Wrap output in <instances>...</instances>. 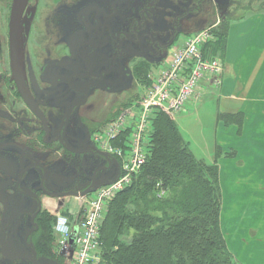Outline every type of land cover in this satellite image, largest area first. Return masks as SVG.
Segmentation results:
<instances>
[{
	"label": "flooded vegetation",
	"instance_id": "af4514ba",
	"mask_svg": "<svg viewBox=\"0 0 264 264\" xmlns=\"http://www.w3.org/2000/svg\"><path fill=\"white\" fill-rule=\"evenodd\" d=\"M11 1L0 16V264H66L57 253L44 255L36 238L54 233L45 199H65L71 195H55L84 191L117 173L119 162L94 135L123 110L136 66L164 59L206 17L227 18L231 2L63 0L61 20H36L29 0L21 17L27 102L10 64ZM32 250L37 263L3 253Z\"/></svg>",
	"mask_w": 264,
	"mask_h": 264
},
{
	"label": "trees",
	"instance_id": "16d2710c",
	"mask_svg": "<svg viewBox=\"0 0 264 264\" xmlns=\"http://www.w3.org/2000/svg\"><path fill=\"white\" fill-rule=\"evenodd\" d=\"M213 32L216 40L203 47V55L210 51L211 56L220 57L226 46L227 20ZM149 68L136 66L134 78L142 86L150 83ZM220 118L227 122L232 115ZM113 144L125 146L119 141ZM147 146L146 162L131 185L108 204L100 232L99 264H237L220 228L217 156L221 148L215 147L213 162L197 158L174 118L159 109L151 117ZM55 219L48 212L49 232ZM36 238L45 246L42 253L54 256V233L48 240L44 230V236L39 233Z\"/></svg>",
	"mask_w": 264,
	"mask_h": 264
},
{
	"label": "crops",
	"instance_id": "0c3cea01",
	"mask_svg": "<svg viewBox=\"0 0 264 264\" xmlns=\"http://www.w3.org/2000/svg\"><path fill=\"white\" fill-rule=\"evenodd\" d=\"M245 1L247 7H243L242 10L256 14L231 20L228 17H217V21L219 19L230 21L224 54L218 56L223 63L220 84L216 85L210 79L203 81L198 88L197 96L191 99L188 106V109L192 108L196 111L200 97L202 100L203 97L214 96L217 100L216 111L214 110L215 124L212 127L214 136L212 142L206 144V150L213 144L212 155L207 154L210 162L214 160L215 147L218 146L222 150L217 156L218 183L221 192L220 228L234 259L237 258L236 249L239 244L244 248L250 245L245 236L253 239L264 237L263 228L250 224V221L254 222L258 216L257 213L250 212V206L255 204L256 200L264 202V3L258 8L255 5L256 0ZM230 2L231 4L224 9L228 10L229 7L240 4V0H230ZM215 16L206 17L208 19L198 25L199 30L217 26L219 23L214 22L203 27ZM185 38L182 40L184 41ZM174 46L179 45L173 44ZM205 54L211 56L210 51ZM167 56L162 59L163 62ZM160 62L159 60L150 64L149 73L153 67L166 64L164 62L159 65ZM135 85L139 90L137 99L133 100L131 105L138 102L139 92L145 87L137 81ZM222 114L232 115V119L224 122L220 118ZM65 201L62 205L60 200L56 201L60 203L59 206L55 205V201L45 199L44 204L51 213L58 212V208L66 209L70 214L69 217L73 218L79 211L81 200L79 197H74L69 205ZM57 206L59 207L56 209ZM242 209L245 211L239 215ZM243 220L248 221V226L240 229L239 221ZM261 221H264V214H261ZM259 232L263 235H258Z\"/></svg>",
	"mask_w": 264,
	"mask_h": 264
},
{
	"label": "built area",
	"instance_id": "2783aa9c",
	"mask_svg": "<svg viewBox=\"0 0 264 264\" xmlns=\"http://www.w3.org/2000/svg\"><path fill=\"white\" fill-rule=\"evenodd\" d=\"M214 26L193 33L182 45L171 48L166 64L150 70V84L139 94L138 103L123 109L94 135L96 143L117 159L119 169L114 180L111 178L109 183L99 185L80 198L81 206L76 216L70 218L55 213L56 253L68 264L99 263L100 232L108 204L131 185L146 162L153 111L159 109L171 116L185 112L203 81L210 79L214 84H220L222 60L218 56L203 55V46L216 40ZM114 141L125 146L114 145Z\"/></svg>",
	"mask_w": 264,
	"mask_h": 264
},
{
	"label": "rangeland",
	"instance_id": "374dc122",
	"mask_svg": "<svg viewBox=\"0 0 264 264\" xmlns=\"http://www.w3.org/2000/svg\"><path fill=\"white\" fill-rule=\"evenodd\" d=\"M57 1L58 0H46L45 1L46 3H45L44 0H30L29 6L31 8L34 7L36 9V16L34 17V19H36V20L48 19L49 20L51 18L52 19H59L60 18V20H61V17L58 14V10L60 9L58 5H60L61 3L63 4L64 1L63 0H61L59 2H57ZM250 1H252V0H250ZM8 2H9V0H0V3H1L0 4V16H2V11H3L2 6L3 5H4V12L6 14V8H7L6 5L8 4ZM68 3H70V2H68ZM245 3H247L245 0H240L241 5L239 4L238 6H236V4H235L234 6L229 7L226 12L224 11V15H228V18H230V20H231V19L239 18L241 16L250 17L251 14H256L255 12L251 13V11L247 12V11L242 10L243 7H245V6L247 7V4H245ZM262 3H264V0H256L255 5L259 8ZM234 7H236V8L234 9ZM217 17H220V16L219 15L215 16L212 21L208 22L203 27L209 26L210 24H213L214 22L220 24L221 19H219V21H217L218 20ZM227 22H230V21H227ZM37 25H40V23H37ZM36 27H38V26H36ZM199 28L200 27H198V26L193 27L192 31H195L197 29L199 30ZM0 30H1V26H0ZM37 40L40 41L41 38H38V39L36 38V41ZM36 41H34V43ZM184 41L182 39L178 38L176 40V42L174 43V45H180ZM33 49L37 52H40V46L35 47V45H34ZM34 61L35 60L32 59V64L34 63ZM160 61L161 62L159 63V65L161 63L165 62V61L163 62V60H160ZM148 75H149V71H148ZM138 90H139V87L137 85H135V81H134L131 88L128 89V96L126 97L125 103L128 102L129 100L133 101V100L137 99ZM210 97H206V98L203 97L202 100H200V98H201L200 97L199 101L197 102L198 108L196 111L191 108V109H187V111H185V112H177L173 115V118H174L176 124L178 125L183 138L185 140L189 141L190 147H191L194 155L197 158L204 160L205 162H210L207 154L209 153L212 155V153H213V151L211 149V147H213V144H211V147L207 150H206V144L208 145V143L212 142V140H213L214 135H213V128L212 127L215 124V111H216V104H217V100L215 99V97L214 96H210ZM65 199H66V201L64 199L60 200L61 205L64 201L69 205L74 200V197L70 196V197H67ZM261 199L263 200V198H261ZM51 200L55 201V205L60 206V203L56 202L58 200H54V199H51ZM59 206H57L56 209ZM244 211L245 210L242 209V211L239 213V215H241ZM65 212H67V210H65ZM65 212L62 213L61 208H58V212H56V213L66 214L68 216L70 215L68 212L67 213H65ZM250 212H255L258 214V216H256V220L254 222L250 221L251 226L254 225L257 228H260V229L263 228L264 229V221H261V214H264V202H262L260 200H256L255 204L250 206ZM236 220H237V218H236ZM239 224H240L239 228L241 229V227L248 226V221H244V220L239 221ZM258 235H263V233L259 232ZM245 238L248 242H250V245L248 248L247 247L244 248V246H242L240 244L238 245V247L236 249L237 258L235 257L236 263L237 264H264V237L259 236V237H256L255 239H253V237L245 236ZM259 238L261 240H258ZM99 263H100V261H99ZM66 264H68V262H66Z\"/></svg>",
	"mask_w": 264,
	"mask_h": 264
},
{
	"label": "water",
	"instance_id": "95a60500",
	"mask_svg": "<svg viewBox=\"0 0 264 264\" xmlns=\"http://www.w3.org/2000/svg\"><path fill=\"white\" fill-rule=\"evenodd\" d=\"M29 0H12L11 1V7H10V16H9V23H8V35H9V51H10V64L11 69L13 73V79L16 81L17 86L24 96L25 100L27 102L28 99L25 95V92L23 91V83H22V61H23V52H24V42H25V36L22 34V27H21V17L22 14L26 8V4ZM29 9H27L28 12ZM162 16L164 13L161 14ZM153 31H158V29L152 28ZM163 31V30H160ZM152 63L156 61H151ZM30 107L34 112L37 113V110L33 107L31 103H29ZM38 114V113H37ZM116 178V175L112 177V180ZM111 179L104 180L96 185L92 184L90 187L85 189L81 192H69V193H61L56 194L55 196L60 198L67 195H85L88 192L93 191L101 184H107L110 182ZM4 255L10 259L14 258H22V259H28L32 260L34 263H37V260L35 259L36 252L34 250L28 252V251H17L14 253V255L9 256L6 251H3Z\"/></svg>",
	"mask_w": 264,
	"mask_h": 264
}]
</instances>
